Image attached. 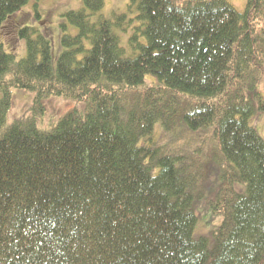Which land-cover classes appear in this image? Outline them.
<instances>
[{"label":"trees","instance_id":"16d2710c","mask_svg":"<svg viewBox=\"0 0 264 264\" xmlns=\"http://www.w3.org/2000/svg\"><path fill=\"white\" fill-rule=\"evenodd\" d=\"M40 1L0 0V264H264V0H131L134 19L82 0L59 50ZM12 88L35 94L28 117ZM52 98L76 106L41 129ZM158 129L209 131L215 153L181 160ZM196 207L219 220L198 238Z\"/></svg>","mask_w":264,"mask_h":264},{"label":"rangeland","instance_id":"374dc122","mask_svg":"<svg viewBox=\"0 0 264 264\" xmlns=\"http://www.w3.org/2000/svg\"><path fill=\"white\" fill-rule=\"evenodd\" d=\"M232 5L239 11L242 12L245 7L244 0H229ZM131 0H105V9L104 16L108 19H112L115 15L126 14L130 19H134L136 16L135 12H129V5ZM39 11L41 12L40 18L37 20L39 26L44 28V31H47V34L52 37V41L54 43L55 50H59V32L60 24L64 22V18L62 15L71 12L77 11L83 8L82 0H41L39 3ZM34 4H31L27 8H25L19 15H26L27 19H30L31 14H33ZM26 13V14H25ZM29 13V14H27ZM18 15V16H19ZM52 21V25H51ZM14 22V21H13ZM138 22L134 21L127 29L128 31L124 32V30H117V34L120 37L121 45L124 48H128L129 40L134 36H138V41L140 43H144L145 39L140 35V33L136 30L138 26ZM16 26V25H15ZM33 26V25H32ZM47 26V27H46ZM47 29L52 30L49 32ZM55 29V30H54ZM5 34H2V41L8 40L7 43H10V39L16 40L15 28L14 26L6 28ZM70 33L76 35L78 32L74 29V27H70ZM8 45L10 48L17 49L18 43ZM23 46L25 52L18 53L15 55L16 61H20L26 54V44L23 42V45H20L19 49ZM56 46V47H55ZM130 48V46H129ZM126 49L127 52H131L130 49ZM57 55L59 53L57 52ZM55 55V57L57 56ZM264 87V85H263ZM13 92V101L14 108L11 111L10 118L16 119L18 117H28L31 115L29 109L33 106L35 94L30 93L28 91L19 90L16 88H12ZM64 98H52L48 99L45 102V113L43 117V122L41 123V129H49L57 124L59 120L69 111L75 108L76 103L68 100H61ZM194 102V100L184 98L180 105H186ZM251 125L257 130L259 135L264 139V112L259 114L255 119L251 120ZM162 130H157L156 139L158 140V145H165L168 148L170 153H175L181 158V160H186L191 157L193 158V162L201 163V165L208 162L212 155L215 153V146L211 145V133L209 131L206 132H188L185 129H182L178 132L177 135H170L166 137L162 132ZM172 141V142H170ZM170 142V143H169ZM146 145V142L143 143ZM200 165V166H201ZM207 175L209 177L214 178V172L211 170L208 171ZM214 186V185H212ZM218 187V184L215 188V191ZM197 216H198V225L195 232V237L207 235L215 230L218 226V219H211L210 213H206L205 216L200 214L199 208L196 207ZM221 222V221H220ZM197 234V235H196Z\"/></svg>","mask_w":264,"mask_h":264}]
</instances>
